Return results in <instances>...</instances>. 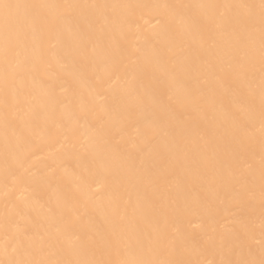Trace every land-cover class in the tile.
Masks as SVG:
<instances>
[{
	"label": "bare ground",
	"instance_id": "6f19581e",
	"mask_svg": "<svg viewBox=\"0 0 264 264\" xmlns=\"http://www.w3.org/2000/svg\"><path fill=\"white\" fill-rule=\"evenodd\" d=\"M0 264H264V0H0Z\"/></svg>",
	"mask_w": 264,
	"mask_h": 264
},
{
	"label": "snow or ice",
	"instance_id": "6c2138e0",
	"mask_svg": "<svg viewBox=\"0 0 264 264\" xmlns=\"http://www.w3.org/2000/svg\"><path fill=\"white\" fill-rule=\"evenodd\" d=\"M6 7V6H5Z\"/></svg>",
	"mask_w": 264,
	"mask_h": 264
}]
</instances>
